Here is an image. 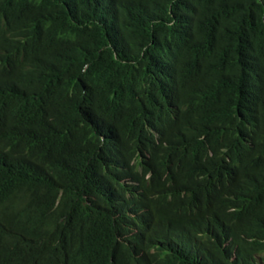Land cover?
<instances>
[{
  "label": "trees",
  "instance_id": "trees-1",
  "mask_svg": "<svg viewBox=\"0 0 264 264\" xmlns=\"http://www.w3.org/2000/svg\"><path fill=\"white\" fill-rule=\"evenodd\" d=\"M0 264H264V0H0Z\"/></svg>",
  "mask_w": 264,
  "mask_h": 264
},
{
  "label": "clouds",
  "instance_id": "clouds-1",
  "mask_svg": "<svg viewBox=\"0 0 264 264\" xmlns=\"http://www.w3.org/2000/svg\"><path fill=\"white\" fill-rule=\"evenodd\" d=\"M115 172L117 178H114L117 181H123L124 185H131L133 187L140 186L141 181L135 176V174L138 172L136 169L133 168V165H127L125 162H118L114 165ZM112 192V191H109ZM103 199V198H102ZM117 208L119 209V212L115 214L114 219L115 220H125L127 227L129 230H123V233L125 234L124 238L122 235L119 236V241L124 242L126 239L131 237L137 232V229L141 223H144L148 217V211L149 208L145 206L143 203L134 202L132 200L126 199L123 196L119 200L116 201ZM91 208L90 214L96 215L97 212L94 210L96 208V204H92L89 206ZM98 210V209H97ZM79 217L82 219V217L79 215ZM85 221L94 222L89 223L88 225H97L101 222L100 219L93 218V219H84Z\"/></svg>",
  "mask_w": 264,
  "mask_h": 264
}]
</instances>
